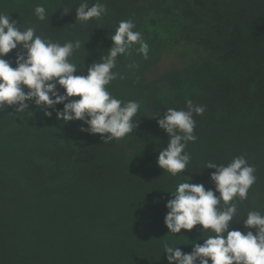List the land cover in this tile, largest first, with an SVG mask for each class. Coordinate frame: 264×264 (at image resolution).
Returning a JSON list of instances; mask_svg holds the SVG:
<instances>
[{
	"label": "trees",
	"instance_id": "trees-1",
	"mask_svg": "<svg viewBox=\"0 0 264 264\" xmlns=\"http://www.w3.org/2000/svg\"><path fill=\"white\" fill-rule=\"evenodd\" d=\"M81 2L0 0V12L22 30L35 26L37 35L54 42L79 39L81 48L70 58L84 63L76 75L99 60L119 21L129 18L152 57L192 46L202 53L201 62L191 63L186 74L162 73L150 84L142 65L136 75L146 83L129 77L122 92L121 79L111 82L116 98L141 103L137 128L121 140L103 142L100 134L81 132L80 121L62 123L55 113L45 118L35 106L24 113L12 107L0 112V264H168L165 241L191 252L201 236L199 225L183 229L187 239L180 241L168 233L170 192L187 176L214 189V169H204L205 163L227 165L241 155L256 169L248 198L234 201L238 211L230 229L243 232L249 211L264 214V0H101L108 14L87 23L75 21ZM95 2L88 0L89 6ZM37 5L46 8L45 21L34 15ZM136 48L130 55L143 58ZM15 55L13 50L4 59L14 61ZM117 59L114 71L123 74L126 58ZM189 99L205 112L193 116L197 140L186 148L189 165L172 176L156 163L168 137L153 117L167 108L186 110Z\"/></svg>",
	"mask_w": 264,
	"mask_h": 264
},
{
	"label": "clouds",
	"instance_id": "clouds-1",
	"mask_svg": "<svg viewBox=\"0 0 264 264\" xmlns=\"http://www.w3.org/2000/svg\"><path fill=\"white\" fill-rule=\"evenodd\" d=\"M107 14L108 8L101 0L91 6L88 0H82L75 8V21L87 23ZM34 15L39 21L48 18L43 5L34 8ZM135 28L131 18L120 20L109 37L113 42L111 47L100 49L99 60H93L86 73L76 75L84 68V63L70 59L81 48L79 39L63 44L54 42L37 35L35 26L22 30L10 14L0 12V112L12 107V112L24 113L31 106L39 107L45 118L51 119L55 113V119L62 123L80 121L81 132L100 134L103 142L132 134L139 124L134 117L141 103L116 98L108 86L118 78L124 79L123 74L114 71L118 56L130 55L133 46L138 45L136 51L145 60L149 57V45ZM13 50H16L14 61L4 59ZM204 112V106L194 105L189 99L186 110L167 108L162 116L153 117L168 137L167 146L160 148L156 157L159 168L172 176L185 172L191 161L186 148L189 142L197 140L193 116ZM204 169H214L209 176L214 189L191 183L192 177L187 176L170 192L171 198L165 204L164 224L168 233L178 234L182 229L201 226V236L191 244V252H184L167 241L163 243L168 264H264V214L249 211L243 220V232L230 229L238 211L234 201L248 198L249 189L256 181L255 167L241 155L227 165L207 161ZM221 202L222 208L218 207ZM207 230L213 234L205 238L203 233ZM201 238L203 243L198 242Z\"/></svg>",
	"mask_w": 264,
	"mask_h": 264
},
{
	"label": "rangeland",
	"instance_id": "rangeland-1",
	"mask_svg": "<svg viewBox=\"0 0 264 264\" xmlns=\"http://www.w3.org/2000/svg\"><path fill=\"white\" fill-rule=\"evenodd\" d=\"M200 57H202V53L199 50L195 49V47L192 46L186 47L182 45L161 50L154 57L149 55L147 60L135 54L129 56L125 55L127 63L122 70L124 79L117 82L118 90H120L121 92L125 90L123 87V82L129 79V77L134 78L137 81V83L140 84L143 82V80L140 79L141 75L143 76L146 75L147 80L145 81L148 82L149 79H156L157 77L159 79L162 73L171 71L173 69H180L184 71L186 74L190 72L189 66L191 63H193L194 61L201 62V60L199 59ZM142 59L144 60L141 61ZM129 64H135L136 67L129 68L127 67ZM142 65L145 66V70L142 71L141 75L137 76L136 70ZM145 81L143 83H146ZM131 92L132 94L134 93L133 90L127 93H131ZM190 236L192 237V235ZM173 237L176 240L180 241L181 239H187V233L182 229L181 233L173 234ZM192 239L194 238L192 237Z\"/></svg>",
	"mask_w": 264,
	"mask_h": 264
}]
</instances>
